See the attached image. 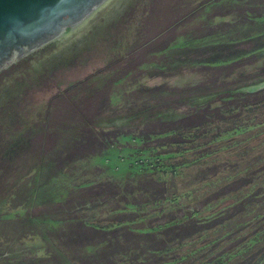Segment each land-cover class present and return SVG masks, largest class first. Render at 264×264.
I'll list each match as a JSON object with an SVG mask.
<instances>
[{"label":"rangeland","instance_id":"rangeland-1","mask_svg":"<svg viewBox=\"0 0 264 264\" xmlns=\"http://www.w3.org/2000/svg\"><path fill=\"white\" fill-rule=\"evenodd\" d=\"M263 81L264 0H137L0 119V264H264Z\"/></svg>","mask_w":264,"mask_h":264},{"label":"water","instance_id":"water-1","mask_svg":"<svg viewBox=\"0 0 264 264\" xmlns=\"http://www.w3.org/2000/svg\"><path fill=\"white\" fill-rule=\"evenodd\" d=\"M137 0H0V119L38 82L106 43Z\"/></svg>","mask_w":264,"mask_h":264},{"label":"bare ground","instance_id":"bare-ground-1","mask_svg":"<svg viewBox=\"0 0 264 264\" xmlns=\"http://www.w3.org/2000/svg\"><path fill=\"white\" fill-rule=\"evenodd\" d=\"M262 86H264V81L260 82V83H257L255 85L249 86L248 88H249V90H256L258 88H261ZM245 89H247V88H245Z\"/></svg>","mask_w":264,"mask_h":264}]
</instances>
